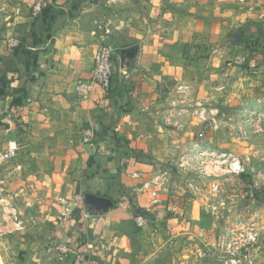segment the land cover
<instances>
[{
  "label": "crops",
  "instance_id": "obj_1",
  "mask_svg": "<svg viewBox=\"0 0 264 264\" xmlns=\"http://www.w3.org/2000/svg\"><path fill=\"white\" fill-rule=\"evenodd\" d=\"M103 2L41 0L39 16L13 23L19 46H0V152L9 141L23 150L30 138L36 176H46L58 198L54 216L60 199L75 203L70 219H55L51 245L37 252L41 262L143 264L160 251L168 264H192L204 239L211 241V213L181 199L172 210L155 205L157 197L137 200L150 185L145 152L156 148L161 103L168 84L186 75L185 61L194 64L188 79L195 91L224 89L227 81L231 105L264 90V28L237 0ZM98 25L110 30L106 41L116 50L119 96L95 89L78 99L73 86L89 75ZM131 47L132 55L120 53ZM85 130L93 132L88 141ZM61 242L71 249L66 255L56 249Z\"/></svg>",
  "mask_w": 264,
  "mask_h": 264
},
{
  "label": "rangeland",
  "instance_id": "obj_2",
  "mask_svg": "<svg viewBox=\"0 0 264 264\" xmlns=\"http://www.w3.org/2000/svg\"><path fill=\"white\" fill-rule=\"evenodd\" d=\"M35 1L0 0V46L7 45L13 23L19 16L30 15ZM185 65L186 75L168 84L161 103L160 137L155 150L145 152L152 163L150 185L139 192L137 200L150 201V192L156 190L152 197L159 201L155 205L164 203L172 210L173 201L181 199L194 202L213 218L216 214V219L211 218L215 221L255 223L258 243L243 264H264V118L249 122L247 116L253 111L264 114V90L231 105L227 81L224 89L195 91L188 79L194 64L185 61ZM200 111L205 114L199 115ZM28 139L27 148H17L14 157L0 162V264H46L37 252L51 245L55 219L59 220L54 216L58 198L47 177L36 176L33 143ZM232 157L240 160L243 172L227 174L225 165ZM21 162L24 165L17 166ZM138 185L141 188L143 183ZM103 190L109 191L105 186ZM100 191L98 184L95 192ZM208 223L202 217L198 225L206 228ZM172 248L177 251V246ZM208 254L201 247L192 264H207ZM162 259L158 251L144 256L142 263L168 264Z\"/></svg>",
  "mask_w": 264,
  "mask_h": 264
},
{
  "label": "built area",
  "instance_id": "obj_3",
  "mask_svg": "<svg viewBox=\"0 0 264 264\" xmlns=\"http://www.w3.org/2000/svg\"><path fill=\"white\" fill-rule=\"evenodd\" d=\"M124 0H105L106 4L120 3ZM239 5L245 7L246 11L250 13L254 19L264 28V0H237ZM42 10L41 0H37L32 5L31 14L33 17L40 15ZM97 31H93L94 35L98 36V45L93 53L92 66L89 71V75L86 78L78 79L73 86L74 94L78 99H87L93 90L99 89L106 95L119 96L116 94L119 88L115 87L114 75H115V48L106 41L110 30L105 26H97ZM102 31V34H99ZM7 45L10 48H16L19 46V41L16 38H11L7 41ZM123 78L127 81V74L121 70ZM182 87H178L181 90ZM213 115L214 112L210 110ZM205 114L200 111L199 115ZM250 121L259 119L261 116L264 118V114L253 111L247 114ZM258 131H261L259 129ZM93 138L92 130L84 131V141ZM17 144L15 141H9L7 148L0 152V162L8 161L16 155ZM227 174L240 173L244 171V167L240 160L236 157H232L226 163ZM149 183H145L144 187H148ZM152 196H156V190H152ZM154 200L156 198H153ZM62 205L59 219L67 220L72 217L74 201L67 199H60ZM216 219V214H213ZM210 219V225H212L211 235L207 234L208 237H212L211 241L207 239L204 241V247L206 252L210 253L207 256L210 257L214 264H243L248 253L254 250L255 244L258 243L259 231L257 226L253 222H229L224 218H219L217 221ZM146 219L143 214L135 215V222L138 226H143ZM57 251L61 254L66 255L71 251L70 247L66 242L58 243L56 246Z\"/></svg>",
  "mask_w": 264,
  "mask_h": 264
},
{
  "label": "water",
  "instance_id": "obj_4",
  "mask_svg": "<svg viewBox=\"0 0 264 264\" xmlns=\"http://www.w3.org/2000/svg\"><path fill=\"white\" fill-rule=\"evenodd\" d=\"M132 51H133V47H131V48H128V49H123L122 51H120V53L121 54H124V53H131V55H132Z\"/></svg>",
  "mask_w": 264,
  "mask_h": 264
}]
</instances>
